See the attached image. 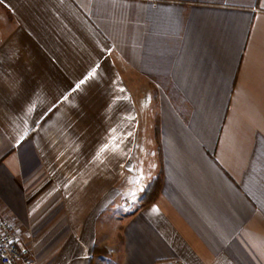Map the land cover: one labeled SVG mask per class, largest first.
<instances>
[{
    "label": "crops",
    "instance_id": "crops-1",
    "mask_svg": "<svg viewBox=\"0 0 264 264\" xmlns=\"http://www.w3.org/2000/svg\"><path fill=\"white\" fill-rule=\"evenodd\" d=\"M0 212L29 264H264V0H0Z\"/></svg>",
    "mask_w": 264,
    "mask_h": 264
},
{
    "label": "built area",
    "instance_id": "built-area-1",
    "mask_svg": "<svg viewBox=\"0 0 264 264\" xmlns=\"http://www.w3.org/2000/svg\"><path fill=\"white\" fill-rule=\"evenodd\" d=\"M29 262L30 260L22 256L15 223L0 212V264H29Z\"/></svg>",
    "mask_w": 264,
    "mask_h": 264
},
{
    "label": "trees",
    "instance_id": "trees-1",
    "mask_svg": "<svg viewBox=\"0 0 264 264\" xmlns=\"http://www.w3.org/2000/svg\"><path fill=\"white\" fill-rule=\"evenodd\" d=\"M154 182H156V183H154ZM154 182H152L153 186L151 184L150 189L148 191V194H146V196L144 198V201H148L150 199H153L154 196L157 194L159 187H160L159 180L156 179ZM151 187H152V189H151ZM149 193H150V196H149Z\"/></svg>",
    "mask_w": 264,
    "mask_h": 264
},
{
    "label": "rangeland",
    "instance_id": "rangeland-1",
    "mask_svg": "<svg viewBox=\"0 0 264 264\" xmlns=\"http://www.w3.org/2000/svg\"><path fill=\"white\" fill-rule=\"evenodd\" d=\"M157 182V181H156ZM156 182H154V183H156ZM152 186H153V184H152ZM151 189H152V187H151ZM149 196H150V193H149Z\"/></svg>",
    "mask_w": 264,
    "mask_h": 264
}]
</instances>
